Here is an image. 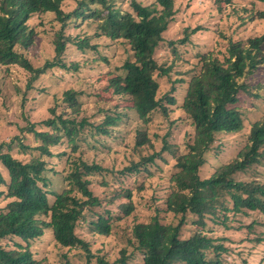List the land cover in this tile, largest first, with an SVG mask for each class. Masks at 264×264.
I'll return each instance as SVG.
<instances>
[{
	"label": "trees",
	"instance_id": "1",
	"mask_svg": "<svg viewBox=\"0 0 264 264\" xmlns=\"http://www.w3.org/2000/svg\"><path fill=\"white\" fill-rule=\"evenodd\" d=\"M148 1L151 5L146 6L131 0L132 12H121L113 0H0V66L18 67L27 72V89L31 90L51 69L79 72L91 63L88 60L82 64L65 62L69 47L81 53L93 52L97 56L94 62L106 63L97 47L100 42L108 46L122 43L129 46L131 56L119 69L123 74L107 75L106 90L129 99L131 106L122 109L134 111L144 125L150 123L157 111L168 116L169 109L163 100L175 106L177 93H181L180 108L194 129L187 152L176 155L164 145L161 152L141 157L121 172L146 173L153 177L152 168H156L164 152H170L176 160L166 196L151 199L152 203L163 201L165 209L157 208L148 223L140 222L135 214L132 192L115 189L110 196L96 195L91 189V178L103 177L106 170L75 156L88 136L110 137L126 114L114 108V111L102 112L100 121H93L82 114L80 91L72 88L63 92L61 98L54 101L56 107L49 110V118L26 128L34 136L36 147L24 145L20 138L7 146L0 145V165L4 168V173L0 171V199L6 202L0 209V264H53L47 259L36 260L32 251L33 243L42 239L46 232L52 233L60 250L82 252L87 264H91L93 245L81 238L77 230L86 226L99 236L110 237L119 226L125 237L128 228H123L121 223L130 217L135 223L130 229L131 238L127 240L140 252L142 264H235L229 259L233 255L232 242L219 230L230 229L228 223L237 218L253 214L264 217V184L235 179L237 174H245L264 161V114L252 124L247 143L234 159L215 168L209 178L200 177V170L206 163L205 154L211 150L216 136L239 134L245 129L247 119L237 104L241 94H251L248 77L264 65V35L235 38L238 33L227 37L219 31L221 37L228 38L224 49L198 53L199 63L186 72L177 69L181 77L173 81L169 95L157 100L156 76L167 77L176 70L175 65L180 62L176 44L185 46L189 37L201 28L185 29L183 40L169 42L173 47L170 55L173 61L169 63L163 59L159 62L155 56L178 11L176 0ZM68 2H74L75 7L70 8L66 5ZM254 2L264 4V0ZM48 14L59 26L52 40L54 58L35 67L26 53L36 44L38 34L29 22L36 16ZM247 15L240 18L242 24L238 29L243 32L250 23L264 19V12L257 16ZM84 25H96V29L91 34L81 30ZM77 30L80 32L73 36ZM82 32L87 34L81 36ZM256 87L264 86L260 82ZM60 105L63 107L59 108ZM136 135L137 149L153 147L146 133L137 131ZM16 140L25 155H32L28 162L16 159L9 152ZM63 141L71 148V153L64 151L55 155L52 149ZM5 147L9 149L7 152ZM54 157L64 161L65 188L54 195L51 204L45 174L47 170L59 173L47 162ZM117 201L120 203L116 205ZM105 206L106 210L98 212ZM165 212L172 214L177 224H166L162 217ZM255 225L254 221L247 229L252 231ZM183 227L191 233L185 234ZM239 228L244 227L240 225ZM7 240L9 244L5 245ZM262 242V239L256 240L257 244ZM61 258L62 262L54 264H71L68 255L63 254ZM132 259L133 254L127 255V250H123L113 263L102 258L98 261L100 264H128Z\"/></svg>",
	"mask_w": 264,
	"mask_h": 264
},
{
	"label": "rangeland",
	"instance_id": "2",
	"mask_svg": "<svg viewBox=\"0 0 264 264\" xmlns=\"http://www.w3.org/2000/svg\"><path fill=\"white\" fill-rule=\"evenodd\" d=\"M138 1L146 6L151 5L148 0ZM229 1L230 3L227 4V0H176L178 14L164 34V43L157 51L156 59L159 62L165 59L171 63L173 58L170 55L173 53V47L169 45V42L183 40L185 29L201 28V31L191 35L188 39L189 43L185 46L181 43L176 44L180 62L175 65L176 70L171 75L156 76L159 83L157 100H163L165 96L169 95L174 85L173 81L181 77L177 74V69L186 72L199 63L196 58L198 53L208 52L213 48L224 49L228 38L221 37L218 34L219 31L227 37L238 33L235 38L264 35V19L250 23L244 32L238 29L242 24L240 18H246L247 14L257 16L263 13L264 4L256 3L254 0ZM130 2L131 0H113L114 5L121 12H132ZM73 4L74 2L66 3V5H70V8L75 7ZM245 9L248 10L247 13H245ZM29 26L36 31L38 36L36 44L29 48L26 55L35 67H41L46 61H51L54 58L52 40L54 32L59 29V26L52 21L50 14L34 17L30 20ZM95 29L96 25H84L81 28L91 34ZM79 32L80 30H77L72 35L76 36ZM84 34L87 33L82 32L81 36ZM108 45V43L100 42V45L97 46L100 56L106 63L102 60L94 62L93 59L97 56L93 52L81 53L69 47L64 56L65 62L71 64L79 61L82 64L88 60L91 63L82 67L79 72L67 73L59 68L51 69L34 84L31 90L27 89V72L18 67L0 66V145L7 146L15 138H20L24 145L36 147L34 136L28 133L26 128L49 118V110L56 107L54 102L56 98H61L63 92L72 88L82 93L80 99L82 114L93 121H100L102 112L114 111L116 108L119 113L126 114V117L114 129L113 134L110 137L88 136L87 142L81 145L75 156L81 157L89 164H98L106 170L103 177L91 178V189L96 195L110 196L115 189L131 191L136 207L135 214L139 216L140 222L148 223L157 208L165 209L163 201L152 203L151 199L157 196H166V187L175 171L174 156L170 152H164L162 159L157 160L156 168H152V172H155L153 177H149L146 173L121 174V172L138 162L141 157L161 152L164 145L176 152V155L187 152L186 146L193 140L194 129L180 108L181 93H177L178 98L175 106H170L163 100V104L169 109L168 116H165L162 111H157L152 115V120L148 125H144L134 111L122 109V107L131 106L130 100L115 95L112 91H107L106 78L109 74H123V71L119 69L126 58L131 56L130 48L122 43L115 46ZM185 77L187 78V75ZM247 81L252 88L251 94H241L237 104L243 112L244 118L247 119L245 129L239 134L221 133L216 136L211 150L205 154L206 163L200 170L202 179L209 178L215 168L237 156L247 143L252 124L264 114V87H256L260 82L264 86V65L248 77ZM63 106L60 105L59 108ZM137 131L146 133L153 147L145 146L143 149H137ZM18 143V140L13 141L11 149L5 147L4 151L9 150L16 159L28 162L32 155H25ZM95 145L96 147H94ZM52 150L55 155L62 154L64 151L70 154L72 151L66 141ZM47 162L49 167L59 172L56 174L47 170L45 174L48 180L47 192H50L48 194L49 201L52 204L54 195L61 193L65 188L63 181L65 164L58 157L49 158ZM0 171L4 173V168L1 165ZM235 179L264 184V161L245 174H237ZM0 201V209H2L6 202L3 199ZM119 203L117 201L115 204ZM106 209L107 206L98 212H103ZM162 217L166 224H177L178 222L172 214L166 212L162 214ZM93 218L96 219V217ZM254 221L256 222L254 229L248 230L247 227ZM134 223L132 217L121 223L123 228H128L125 237L122 236L125 232L119 226L115 228L114 235L110 237L99 236L86 226L79 228L78 235L93 245L91 264H100L98 258L113 263L121 257L123 250H127V255L133 254V259L128 264H142L140 252L135 250L133 245H129L127 240V238H131L130 229ZM228 225L230 229L221 228L219 233L232 242L233 255L229 258L230 261L235 264H264V217L253 214L248 218H237L235 222L228 223ZM240 225L244 228L240 229ZM187 227L190 228V225ZM186 230L187 228L183 227L185 234L191 233L190 229ZM258 239H262L263 242L257 244L256 240ZM4 244H9V240L4 241ZM32 251L36 260L47 259L54 264L61 261L64 254L68 255L71 264H87L86 256L82 252L60 250L55 245L51 232H46L42 239L34 242Z\"/></svg>",
	"mask_w": 264,
	"mask_h": 264
}]
</instances>
